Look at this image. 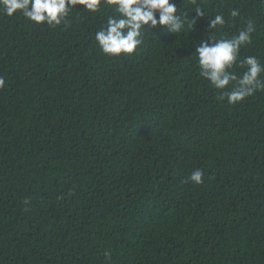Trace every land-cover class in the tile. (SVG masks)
Instances as JSON below:
<instances>
[{"label":"trees","instance_id":"16d2710c","mask_svg":"<svg viewBox=\"0 0 264 264\" xmlns=\"http://www.w3.org/2000/svg\"><path fill=\"white\" fill-rule=\"evenodd\" d=\"M198 3L120 56L95 40L106 0L59 26L0 11V264H264V89L218 100L194 55L252 21L238 57L264 64V0Z\"/></svg>","mask_w":264,"mask_h":264},{"label":"clouds","instance_id":"9594fccd","mask_svg":"<svg viewBox=\"0 0 264 264\" xmlns=\"http://www.w3.org/2000/svg\"><path fill=\"white\" fill-rule=\"evenodd\" d=\"M188 2L195 6V16L189 17L181 11L184 0L179 4L174 0H106V6L112 7L116 15L110 16L106 27L97 31L95 40L105 55L120 56L134 53L143 42L144 32L150 28L160 26L171 34L193 30L197 18L204 17V11L198 0ZM77 6L95 13L101 7V0H0V11L8 17L20 13L30 22L48 26L66 22L69 12ZM230 15L237 17L239 12L232 10ZM224 24L223 15L218 14L208 21L207 28L217 29ZM254 31V24L248 21L246 28L231 38L213 36L209 40H200L196 45L194 55L199 75L215 89L221 90L218 100L226 99L229 104H237L264 89V81L260 79L264 75V64L255 56L238 57L240 49L251 42ZM234 66L243 69L239 76L232 71ZM4 84V78L0 77V87ZM189 179L196 185L203 183L202 170H193Z\"/></svg>","mask_w":264,"mask_h":264}]
</instances>
